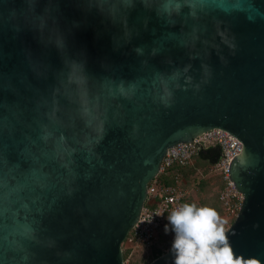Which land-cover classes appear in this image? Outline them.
<instances>
[{
    "label": "water",
    "instance_id": "obj_1",
    "mask_svg": "<svg viewBox=\"0 0 264 264\" xmlns=\"http://www.w3.org/2000/svg\"><path fill=\"white\" fill-rule=\"evenodd\" d=\"M96 3L0 0V264H123L166 150L214 127L242 142L228 165L243 196L228 227L234 255L264 264V0H193L197 18L174 27L137 4L130 38ZM74 62L92 127L69 82ZM187 65L179 88L155 79Z\"/></svg>",
    "mask_w": 264,
    "mask_h": 264
},
{
    "label": "clouds",
    "instance_id": "obj_2",
    "mask_svg": "<svg viewBox=\"0 0 264 264\" xmlns=\"http://www.w3.org/2000/svg\"><path fill=\"white\" fill-rule=\"evenodd\" d=\"M137 4L145 11L154 12L157 18L163 19L166 24L173 27L177 17L183 19L187 16L195 19L198 15L193 0H97L96 7L103 13L105 12L104 6L107 5L108 17L114 23L119 22L125 29V35L130 38L131 33L127 30V16ZM185 7L189 9L187 14L183 11ZM135 51L137 54H143V49L140 47H137ZM190 58H195V56ZM190 67L191 65H187L182 70L174 69L170 73H156L155 79L165 83L175 82V87L179 88L178 80L181 72L187 73ZM203 67L208 72L207 65ZM208 75L210 76V72ZM188 79L190 80L191 77ZM69 82L75 84L77 88L81 119L84 120L86 127H92V122L88 119L90 108L87 93L84 90L87 75L83 64L74 62L72 72L69 74ZM207 82V80L204 81V83ZM196 88L198 90L199 85ZM172 96L173 92L168 90L166 97L162 98L165 107L172 106ZM93 131L96 133L94 143L98 145L106 134L104 121L101 120ZM47 138L48 136L45 135L44 139L47 140ZM60 140L67 143L63 134ZM74 152V149L68 151L69 158L74 155ZM167 219L175 234L171 246L174 264H258L256 260L244 261L234 255L228 233L232 231L234 235L235 232L226 227L228 221L221 218L213 208L185 203L174 208ZM164 230L166 233L169 231L167 224Z\"/></svg>",
    "mask_w": 264,
    "mask_h": 264
},
{
    "label": "built area",
    "instance_id": "obj_3",
    "mask_svg": "<svg viewBox=\"0 0 264 264\" xmlns=\"http://www.w3.org/2000/svg\"><path fill=\"white\" fill-rule=\"evenodd\" d=\"M214 145L221 149L219 159L212 165L222 180L217 197L226 216L231 219L236 216L243 196L229 179L228 165L230 159L240 152L242 142L227 130L214 127L193 137L191 141L176 143L166 150L160 162L159 172L147 184L146 197L138 218L127 234L129 241L136 245H148L152 242L159 227L168 221L167 217L171 211L185 204V192L181 188V174L178 170L191 164L199 149ZM168 170L171 171L173 181L160 182L159 174L167 173Z\"/></svg>",
    "mask_w": 264,
    "mask_h": 264
},
{
    "label": "rangeland",
    "instance_id": "obj_4",
    "mask_svg": "<svg viewBox=\"0 0 264 264\" xmlns=\"http://www.w3.org/2000/svg\"><path fill=\"white\" fill-rule=\"evenodd\" d=\"M181 174V188L185 192V203H194L198 207L215 209L221 218L228 221L229 227L234 217H227L222 205L218 201V191L222 185L221 176L211 164L194 158L192 163L178 170ZM159 177V176H158ZM168 225L169 231L164 228ZM174 232L170 223H164L159 228L155 238L148 245L133 244L127 237L121 243L123 264H144L152 260L154 255H159L171 250Z\"/></svg>",
    "mask_w": 264,
    "mask_h": 264
},
{
    "label": "trees",
    "instance_id": "obj_5",
    "mask_svg": "<svg viewBox=\"0 0 264 264\" xmlns=\"http://www.w3.org/2000/svg\"><path fill=\"white\" fill-rule=\"evenodd\" d=\"M220 154H221L220 147L218 145H214V146H209L207 148L199 149L198 152H197V155L195 157L200 159V160H203V161L207 162L208 164L213 165L219 159ZM170 173H171L170 170H168L167 173H160L159 177H158V180L160 182H163V183H171L173 181V178L170 175ZM165 223H169V221H167ZM158 231H159V229H158ZM156 256L157 255H154L153 258H155ZM144 264H146V263H144Z\"/></svg>",
    "mask_w": 264,
    "mask_h": 264
}]
</instances>
